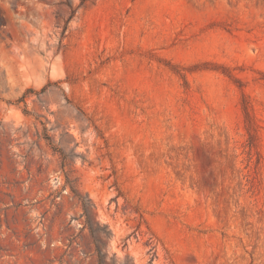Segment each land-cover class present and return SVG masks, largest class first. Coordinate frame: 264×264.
<instances>
[{
	"label": "rangeland",
	"instance_id": "obj_1",
	"mask_svg": "<svg viewBox=\"0 0 264 264\" xmlns=\"http://www.w3.org/2000/svg\"><path fill=\"white\" fill-rule=\"evenodd\" d=\"M61 1L0 0V264H264V0Z\"/></svg>",
	"mask_w": 264,
	"mask_h": 264
},
{
	"label": "trees",
	"instance_id": "obj_2",
	"mask_svg": "<svg viewBox=\"0 0 264 264\" xmlns=\"http://www.w3.org/2000/svg\"><path fill=\"white\" fill-rule=\"evenodd\" d=\"M88 1H91V0H79V3L76 6H73L72 0L61 1V3H64L68 7V9L70 11V18H71L74 15L75 11L79 7L83 6Z\"/></svg>",
	"mask_w": 264,
	"mask_h": 264
}]
</instances>
